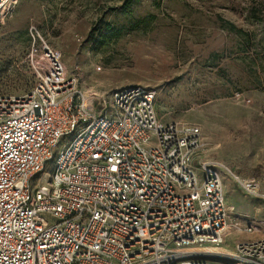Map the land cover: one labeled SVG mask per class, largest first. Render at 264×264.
Returning <instances> with one entry per match:
<instances>
[{"label":"built area","instance_id":"obj_1","mask_svg":"<svg viewBox=\"0 0 264 264\" xmlns=\"http://www.w3.org/2000/svg\"><path fill=\"white\" fill-rule=\"evenodd\" d=\"M19 1L0 0V20ZM28 33L35 83L0 94V264H264V233L218 252L234 263L202 257L230 226L222 172L264 199L254 178L203 158L199 126L162 120L153 90L84 93Z\"/></svg>","mask_w":264,"mask_h":264},{"label":"rangeland","instance_id":"obj_2","mask_svg":"<svg viewBox=\"0 0 264 264\" xmlns=\"http://www.w3.org/2000/svg\"><path fill=\"white\" fill-rule=\"evenodd\" d=\"M32 24L84 93L110 100L129 85L153 90L162 120L199 126L203 158L254 178L264 193V0H20L0 20V94L35 83L23 62ZM222 176L230 226L217 251L227 252L263 235L264 199ZM251 223L259 232L236 230Z\"/></svg>","mask_w":264,"mask_h":264},{"label":"bare ground","instance_id":"obj_3","mask_svg":"<svg viewBox=\"0 0 264 264\" xmlns=\"http://www.w3.org/2000/svg\"><path fill=\"white\" fill-rule=\"evenodd\" d=\"M210 247H212V246H206L205 248V251H203L204 253L205 252H207L208 254H213V255H215V254H217L219 251H217V247H215V248H210Z\"/></svg>","mask_w":264,"mask_h":264},{"label":"trees","instance_id":"obj_4","mask_svg":"<svg viewBox=\"0 0 264 264\" xmlns=\"http://www.w3.org/2000/svg\"><path fill=\"white\" fill-rule=\"evenodd\" d=\"M222 21H223L224 23H226V25H228V27H229L231 30H236V29H237L236 26H235L234 24H232L231 22L226 21V20H223V19H222Z\"/></svg>","mask_w":264,"mask_h":264},{"label":"crops","instance_id":"obj_5","mask_svg":"<svg viewBox=\"0 0 264 264\" xmlns=\"http://www.w3.org/2000/svg\"><path fill=\"white\" fill-rule=\"evenodd\" d=\"M238 241H240V240H238ZM237 242V241H236Z\"/></svg>","mask_w":264,"mask_h":264}]
</instances>
